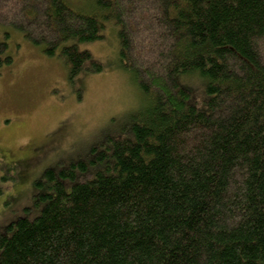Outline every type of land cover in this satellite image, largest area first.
<instances>
[{
	"label": "trees",
	"instance_id": "16d2710c",
	"mask_svg": "<svg viewBox=\"0 0 264 264\" xmlns=\"http://www.w3.org/2000/svg\"><path fill=\"white\" fill-rule=\"evenodd\" d=\"M1 4L71 78L101 69L78 44L117 24L148 103L92 166L46 170L45 204L9 225L0 264H264V0Z\"/></svg>",
	"mask_w": 264,
	"mask_h": 264
},
{
	"label": "rangeland",
	"instance_id": "374dc122",
	"mask_svg": "<svg viewBox=\"0 0 264 264\" xmlns=\"http://www.w3.org/2000/svg\"><path fill=\"white\" fill-rule=\"evenodd\" d=\"M3 9L1 4L0 239L18 218L40 212L46 170L79 161L92 166L98 151L141 118L148 103L137 79L140 71L121 59L117 24L111 20L104 21L100 39L78 44L101 69L86 63L71 78L60 48L47 55L43 45L33 44L5 19ZM140 57L143 69L151 61ZM197 97L202 98L200 91Z\"/></svg>",
	"mask_w": 264,
	"mask_h": 264
}]
</instances>
